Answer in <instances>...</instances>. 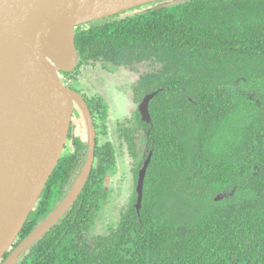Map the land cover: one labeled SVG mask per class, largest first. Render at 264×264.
<instances>
[{
    "label": "trees",
    "instance_id": "16d2710c",
    "mask_svg": "<svg viewBox=\"0 0 264 264\" xmlns=\"http://www.w3.org/2000/svg\"><path fill=\"white\" fill-rule=\"evenodd\" d=\"M156 5L75 28L74 69L91 61L163 64L133 86L140 103L157 91L152 121L138 109L135 125L120 129L130 156L139 159L136 185L152 152L141 208L135 188L117 227L92 233L109 194L105 179L117 164L112 143L97 138L77 199L17 264H264V0ZM68 140L73 150L62 154L0 264L55 211L81 173L88 139L75 134L72 122Z\"/></svg>",
    "mask_w": 264,
    "mask_h": 264
},
{
    "label": "water",
    "instance_id": "95a60500",
    "mask_svg": "<svg viewBox=\"0 0 264 264\" xmlns=\"http://www.w3.org/2000/svg\"><path fill=\"white\" fill-rule=\"evenodd\" d=\"M117 1L121 4L115 9L89 17ZM154 1L158 0H0V261L16 242L63 154L75 102L85 114L89 131L88 156L71 190L3 264H17L26 249L67 211L94 164L97 135L92 112L83 95L67 87L60 76L77 63L75 25ZM177 1L164 0L156 8ZM156 93L147 94L139 104L146 122L152 121L150 102ZM151 159L152 152L139 171L138 210Z\"/></svg>",
    "mask_w": 264,
    "mask_h": 264
},
{
    "label": "rangeland",
    "instance_id": "374dc122",
    "mask_svg": "<svg viewBox=\"0 0 264 264\" xmlns=\"http://www.w3.org/2000/svg\"><path fill=\"white\" fill-rule=\"evenodd\" d=\"M163 1L158 0L128 9L121 12L120 17L135 15ZM77 26L78 24L75 28ZM161 69L163 64L155 59L118 66L103 61H91L79 69L61 73V80L67 87L79 91L93 104L98 143L110 142L116 150V170L105 179L109 194L97 216L93 234H106L110 229L117 227L121 213L131 203L136 188L134 173L139 159L130 156L127 143L120 135V129L135 125V114L140 102L136 101L134 84L143 74ZM72 122L75 125V134L88 139L87 120L81 106L76 102ZM72 150L71 142L67 140L63 153Z\"/></svg>",
    "mask_w": 264,
    "mask_h": 264
},
{
    "label": "bare ground",
    "instance_id": "6f19581e",
    "mask_svg": "<svg viewBox=\"0 0 264 264\" xmlns=\"http://www.w3.org/2000/svg\"><path fill=\"white\" fill-rule=\"evenodd\" d=\"M120 4H121V2H120V1H117V2H115V3H113V4H110L109 6H107V7H105V8H103V9L100 10L98 13L93 14V15H91V16H89V17H92V16H94V15H100V14H103V13L109 12V11H111L112 9H115V8H116L118 5H120ZM81 181H82V179H81V180L79 181V183L76 185V187H75V189L73 190V192H72L70 198L68 199V201H70V199L76 194V192H77V190H78V188H79V185H80ZM68 201H67V202H68ZM9 264H13V262H11V263H9Z\"/></svg>",
    "mask_w": 264,
    "mask_h": 264
},
{
    "label": "flooded vegetation",
    "instance_id": "af4514ba",
    "mask_svg": "<svg viewBox=\"0 0 264 264\" xmlns=\"http://www.w3.org/2000/svg\"><path fill=\"white\" fill-rule=\"evenodd\" d=\"M79 92V91H78ZM83 97L85 98V96L83 95ZM86 99V98H85ZM86 101H87V103H88V100L86 99ZM88 105H89V103H88ZM89 108H90V106H89ZM90 110H91V108H90ZM92 112V111H91ZM92 115H93V113H92ZM93 119H94V123H95V117L93 116ZM95 127H96V124H95Z\"/></svg>",
    "mask_w": 264,
    "mask_h": 264
},
{
    "label": "built area",
    "instance_id": "2783aa9c",
    "mask_svg": "<svg viewBox=\"0 0 264 264\" xmlns=\"http://www.w3.org/2000/svg\"><path fill=\"white\" fill-rule=\"evenodd\" d=\"M61 78L63 77V74H60Z\"/></svg>",
    "mask_w": 264,
    "mask_h": 264
}]
</instances>
